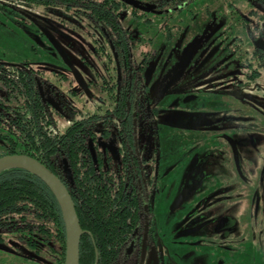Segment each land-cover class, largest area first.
I'll return each instance as SVG.
<instances>
[{"label":"flooded vegetation","instance_id":"obj_1","mask_svg":"<svg viewBox=\"0 0 264 264\" xmlns=\"http://www.w3.org/2000/svg\"><path fill=\"white\" fill-rule=\"evenodd\" d=\"M48 1L62 8L61 26L40 17L35 37L62 64L0 58L32 83L16 96L0 86V113L26 119L16 104L34 106L61 136V180L74 169L65 143L76 133L78 167L94 169L125 215L109 252L105 228L78 215L80 264H264V0ZM78 29L88 75L55 33ZM16 229L0 226V264H64L66 243L62 263V244L46 257Z\"/></svg>","mask_w":264,"mask_h":264},{"label":"trees","instance_id":"obj_2","mask_svg":"<svg viewBox=\"0 0 264 264\" xmlns=\"http://www.w3.org/2000/svg\"><path fill=\"white\" fill-rule=\"evenodd\" d=\"M31 85L30 74L27 71L12 66L0 69V86H6L14 96L25 94L28 89L30 91ZM16 105L25 110L27 118L13 119L8 117L7 111L4 115L0 113V126L9 130V134H6V148L0 152V157L8 154H27L38 159L62 178L61 171L55 169L52 161L56 157L57 149L60 148L58 143L61 136L50 134L48 124L42 120L40 113L28 103V100ZM79 139L75 133L68 141L69 148L65 143L67 156L74 169L70 171L69 180H62L72 195L79 217H86V225L91 228H105L100 235L103 238L102 242L106 244L104 250L109 252L108 246L113 242L111 238L115 230L126 226L124 222H120L125 219V215L115 214L118 213L115 203L113 208L109 200L112 192L109 186L99 187L95 184L94 169L88 167L84 172L78 167L81 158ZM3 221L7 223L3 225ZM0 226H11L14 230L17 228L20 239L38 247L37 252H43L46 257L49 252L54 254L58 244H62L60 253L63 263L66 229L61 207L48 186L29 171L9 168L0 172Z\"/></svg>","mask_w":264,"mask_h":264},{"label":"rangeland","instance_id":"obj_3","mask_svg":"<svg viewBox=\"0 0 264 264\" xmlns=\"http://www.w3.org/2000/svg\"><path fill=\"white\" fill-rule=\"evenodd\" d=\"M238 3V1H236ZM51 2L47 0H0V58L8 63L27 62L31 68L44 69L49 68L48 65H60L62 59L54 57L42 46V42L35 37V28L40 25L41 19L44 21L50 19L54 21L57 26L58 16L63 18L60 7H51ZM216 4V3H215ZM44 17V18H43ZM76 23V22H74ZM77 24V23H76ZM63 32L64 28L60 27ZM82 30L78 29L76 33L67 31L69 37H63L57 34V41L65 47L73 62V65L78 70H82L85 74H89L84 65L79 60L78 53L83 51L81 36ZM62 33V32H61ZM41 42V43H40ZM169 52L174 50L171 47ZM86 59L91 63H95L91 56L83 53ZM96 68V65H95ZM49 69H45L44 76L46 78L52 77ZM0 96H2L0 92ZM75 105L79 106L78 96L72 99ZM7 144V136L5 127L0 126V152L4 150Z\"/></svg>","mask_w":264,"mask_h":264},{"label":"water","instance_id":"obj_4","mask_svg":"<svg viewBox=\"0 0 264 264\" xmlns=\"http://www.w3.org/2000/svg\"><path fill=\"white\" fill-rule=\"evenodd\" d=\"M54 48L61 54L64 61L72 69L79 83L84 81L81 73L69 63L63 48L51 41ZM9 168H21L41 179L51 190L58 201L65 222L66 251L64 264H80V243L83 230L72 195L65 183L45 164L27 154H8L0 157V172Z\"/></svg>","mask_w":264,"mask_h":264}]
</instances>
